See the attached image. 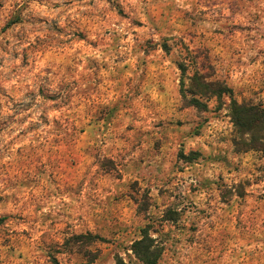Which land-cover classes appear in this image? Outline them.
<instances>
[{
  "label": "rangeland",
  "instance_id": "rangeland-1",
  "mask_svg": "<svg viewBox=\"0 0 264 264\" xmlns=\"http://www.w3.org/2000/svg\"><path fill=\"white\" fill-rule=\"evenodd\" d=\"M234 102L264 106V0H0V264H264Z\"/></svg>",
  "mask_w": 264,
  "mask_h": 264
},
{
  "label": "trees",
  "instance_id": "trees-1",
  "mask_svg": "<svg viewBox=\"0 0 264 264\" xmlns=\"http://www.w3.org/2000/svg\"><path fill=\"white\" fill-rule=\"evenodd\" d=\"M182 68V66H180ZM191 86V94L204 95L210 91L214 94L224 93L227 88L212 89L211 82L206 81V75L196 71L189 77ZM195 105L200 101L193 97ZM232 120L235 127L236 136L234 138V145L236 149L247 151L250 149L260 150L264 152V106L250 103H233ZM137 251V250H136ZM140 255L146 264H155L151 259V253L145 250ZM52 264H58L56 260Z\"/></svg>",
  "mask_w": 264,
  "mask_h": 264
}]
</instances>
